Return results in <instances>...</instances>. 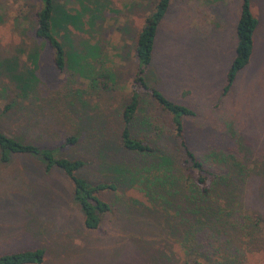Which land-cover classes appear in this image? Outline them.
Masks as SVG:
<instances>
[{
  "label": "rangeland",
  "instance_id": "374dc122",
  "mask_svg": "<svg viewBox=\"0 0 264 264\" xmlns=\"http://www.w3.org/2000/svg\"><path fill=\"white\" fill-rule=\"evenodd\" d=\"M56 3L70 15L80 14L81 29L68 25L54 35L66 52L92 53L87 61L93 76L53 68L51 50L33 35L38 0H0V130L54 149L73 137L75 143L55 156L81 160L79 175L88 183L116 187L99 193L109 211L97 229L85 230L61 172L46 173L41 160L30 156L0 162V254L40 248V264H264V0H249L257 20L252 54L225 95L240 0H170L157 27L145 80L194 112L182 121L185 141L212 175L209 206L220 219L196 230L195 239L189 219L180 223L179 217L172 222L177 234L169 235L164 218L171 208L114 177L118 164L134 160L119 147L121 111L131 94L135 40L155 0ZM35 55L36 92L21 101L11 77L30 70ZM135 115L131 134L164 149L180 167L170 117L145 94ZM142 119L151 127L142 129ZM182 177L179 204L189 198L186 185L193 181L185 171ZM174 194L163 193L164 201ZM211 233L220 243L226 240L227 251H210Z\"/></svg>",
  "mask_w": 264,
  "mask_h": 264
},
{
  "label": "trees",
  "instance_id": "16d2710c",
  "mask_svg": "<svg viewBox=\"0 0 264 264\" xmlns=\"http://www.w3.org/2000/svg\"><path fill=\"white\" fill-rule=\"evenodd\" d=\"M38 2L39 8L35 12L33 20V35L35 39L42 41L51 50L53 68L58 72L67 70L72 75L80 77L89 75L88 78L91 79L93 76L92 63L87 61V55L91 58L92 53L87 52L89 50L85 49L82 51L72 49L66 52L54 35L55 30L62 29L68 25L74 29H81L80 14L70 15L56 3V0H38ZM169 4L170 0H155L153 8L144 19L135 40L133 48L135 68L132 77L131 94L121 111V128L119 130V147L126 154L132 155L134 160H131L128 164H118L117 168L119 171L117 170L118 173L114 171V177H118V181L128 182L129 185L142 187L150 202L159 200L171 208V216L164 218V226L169 235L174 236L177 234V224H172V222L179 217L180 223L189 219L191 231L195 234L193 239H195L198 234L197 231L202 229V226L208 228L210 219H213V224L220 219L209 206L208 197L211 190H214L211 187L212 175L204 166L203 160H199L189 150L185 141L182 121L185 117H193L194 112L187 107L173 103L160 91L150 87L145 80V72L152 60L157 27ZM256 27L257 20L251 13L249 0H240L239 14L234 32V54L225 73L222 95L229 91L237 73L248 64L252 54L253 34ZM34 60L31 64L33 67L30 70L25 73H15L11 77L16 89V95L21 101H28L36 92L35 89L38 84L36 76L38 65L35 63L37 60L36 55ZM5 66L4 70L10 72L9 68H5ZM103 77L105 78L104 75ZM104 87H106L105 84ZM141 94L147 95L157 107L170 117L171 132L181 153L182 168L176 165L175 160L164 149L158 148L155 143L138 139L131 134L132 125H135L138 121L135 114ZM9 108L10 106H6L4 111ZM148 120H139L142 129L151 127ZM75 141L76 139L73 137H66L63 143L54 149L24 142L8 136L0 130V162L7 163L10 157L15 155L30 156L41 160L46 173L54 169L61 172L70 184L71 199L80 212L81 225L85 230H95L98 228L103 215L110 208V205L99 197V193L113 191L116 185L107 182L92 185L79 175V171L83 166L81 160L55 156L56 150L71 146ZM98 145L104 147L101 142ZM115 157L113 154L110 159L113 160ZM183 171L191 175L193 181L191 185H186L187 192L190 195L189 198L186 194L179 204L176 195L179 193L178 189H180L179 181L182 179L183 182ZM215 186L217 187L218 184L215 183ZM171 189H174L175 192L173 200L164 201L163 193H169ZM189 208L193 213L192 220L190 217H185V215L188 216L187 209ZM210 212H214L215 215L211 216ZM170 217L172 218L171 220ZM262 226H264V222ZM219 237L211 233L209 240H206L208 244L211 241L213 243L210 251H221L222 253L227 251L223 246L226 240L220 243L217 240ZM196 248L199 249L198 246ZM201 250L206 251L202 245ZM43 255L44 252L40 248L0 254V264H40L43 260ZM194 264L202 263L196 261Z\"/></svg>",
  "mask_w": 264,
  "mask_h": 264
}]
</instances>
